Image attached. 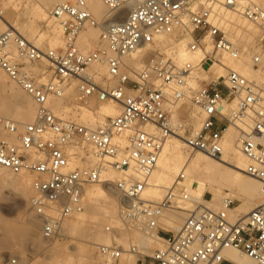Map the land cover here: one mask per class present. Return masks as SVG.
I'll use <instances>...</instances> for the list:
<instances>
[{
  "label": "built area",
  "instance_id": "1",
  "mask_svg": "<svg viewBox=\"0 0 264 264\" xmlns=\"http://www.w3.org/2000/svg\"><path fill=\"white\" fill-rule=\"evenodd\" d=\"M102 2L107 8L102 21L96 20L85 0H65L53 6L50 16L63 39L58 49L41 50L16 29L0 34V70L36 105L32 122L18 124L0 117V169L32 176L35 195L30 207L40 217L45 239L57 236L61 223L83 210L84 187L99 182L111 167L123 174L112 183L119 197L120 223L128 231L162 243V248L141 254L137 264H243L224 255L229 248L264 264V86L223 63V56L238 59L241 50L212 21L216 7H229L257 26L263 47L264 0ZM86 27L100 29L91 51L78 46V35ZM184 34L190 36L189 52L202 51L195 66L179 64L155 46L158 35L176 39ZM145 46L156 52L140 68L126 65L124 58ZM43 58L51 67L46 80L29 70ZM259 60L254 57L255 63ZM95 63L105 65L106 76L91 69ZM214 63L225 68L223 75L199 87L190 85L194 69ZM72 79L78 81V104H88L91 98L99 103L110 100L118 104L119 114L91 127L54 113L49 97L60 98ZM166 88L173 89L171 96L164 92ZM184 99L197 110L198 130H193L190 116L174 115L172 105ZM229 126L237 129L236 146L247 159L243 172L259 182L260 201L246 216L229 218L227 208L233 200L228 197L222 198L221 209L190 200L182 185L185 165L159 200L144 196L168 137L183 139L190 153L220 159ZM84 148L91 149L96 164L71 166L75 161L86 162ZM208 195L210 200L208 192L203 197ZM187 202L192 208L176 233L168 235L160 228L164 212ZM105 229L117 233L113 227ZM136 249L133 244L124 249L113 241L96 245V255L105 264H119L123 255Z\"/></svg>",
  "mask_w": 264,
  "mask_h": 264
},
{
  "label": "rangeland",
  "instance_id": "2",
  "mask_svg": "<svg viewBox=\"0 0 264 264\" xmlns=\"http://www.w3.org/2000/svg\"><path fill=\"white\" fill-rule=\"evenodd\" d=\"M61 1L64 0H0V34L9 29V27H12L41 50L63 47V39L62 35L59 33V27L50 16V11L53 6ZM101 3L103 5L104 14H106V7L102 0ZM89 8L96 18L90 6ZM104 14L103 17H105ZM226 14L227 20H220L221 25L219 28L225 31L229 36L226 35L237 43L241 50L240 58L238 59L251 60V73L254 78L249 80H255L257 83L261 84L256 78L258 80L264 78V46L261 47L259 43L258 31L253 39V43L246 44L243 39H240L237 29L239 23L248 20L230 8L227 9ZM96 20L102 21L97 18ZM224 22L228 25L225 26ZM253 28L256 30L254 25ZM88 33L93 34L89 40L85 39ZM99 33V28H84L78 36L79 48L82 51L93 50L96 46ZM166 36L171 42L174 40V35H172L173 37L169 35ZM165 40L163 43L157 44L160 46L159 49L164 51L165 46L170 43V41L166 42ZM154 50V47H148L140 56L139 64L152 56V54L156 52H154ZM256 56L260 60L255 63L254 57ZM227 57L229 56H223V63L226 66L227 64L224 58ZM131 58L132 57L127 59L130 65L131 63L129 60ZM208 65L209 64L203 65L198 68L199 70L197 68L193 70L191 79L193 87H199L215 78L214 72L209 70L211 66L208 68ZM133 66L139 68L140 65L137 66L133 64ZM203 68L206 71L203 72ZM29 70L39 74V78H42L41 80H46L51 75V67L45 59H41L30 65ZM104 71L106 72V70ZM0 72L4 75V79L0 78V117L10 120L14 119L17 110L25 106L24 102H27L31 109V119H33V112L35 117V106L32 99L16 84L10 81L1 70ZM11 84L22 92L21 96L25 97V101L19 97L13 96L10 92V90H12ZM77 84V80H70L65 85L63 94L59 98L60 100L50 102L52 110L54 109L53 106L57 107L56 111L53 110V112L58 113L61 108L65 114V118L85 124H94L105 117H109L104 116V111L111 106H113L117 114L119 113V106L115 102L102 104L97 102L94 98H91L88 104H78ZM114 84L115 82L111 85ZM173 110L176 117L188 118L187 116H190L192 122L197 121L200 126V118L188 100H179ZM28 122L30 121L25 123ZM182 150L189 155H196V153H190L186 147ZM82 152L88 153L87 148L82 149ZM96 162L97 160L91 156L90 163L93 165L96 164ZM106 172H108L107 176ZM3 176L8 177L14 175L0 169V264H105L103 260L96 255V245L98 244L94 243L104 239L108 241L107 244L116 241L123 246L124 249H127L129 245L133 244L139 248L142 254H150L155 248L161 246L158 241H154L153 237L142 235L137 231H128L120 222L119 225V223H117V220L120 221L119 208L117 205L118 199L116 198L115 202L113 200L114 197L103 192L99 186L93 185L87 186L88 188L83 194V210L65 219L61 223L57 236L52 239H45L41 235L39 223L35 226L29 223L31 215H35L30 207V199L35 195V191L31 185L32 176L30 174L16 175L27 183V187L17 190L16 188H10L3 184L1 181V177ZM104 176L108 180L107 183L111 186L112 182L120 178L119 173L111 169L106 170ZM206 187L208 186L206 185ZM208 190H206L205 193L208 192L212 195V206L216 209L222 208L221 199L224 197H229L233 200V207L243 202L242 193L226 191L224 194L218 196V193L214 189L213 191H211V189ZM192 192L194 191L192 190ZM226 193H228V195H226ZM207 198H209V195L206 199ZM257 200L258 198L255 200V204ZM189 205L191 209L193 205L190 203ZM104 210L109 211V214L104 215L102 212ZM176 211L177 210H167L164 212V217L171 218L173 215L179 214L176 213ZM80 217H83L82 222L80 221ZM185 217V214H181L177 216L178 219L173 218V225L167 229V234L170 235L172 232H175V230L180 227ZM114 222L118 225H114ZM106 226L113 227L117 231V233H115L116 235L114 231H106ZM118 234L121 236L122 240H117ZM141 236H143L144 239L139 243L137 242V238H142ZM73 247H75V249ZM73 249L74 251H72ZM126 256L127 255H123L119 264L125 262ZM10 260L14 262H10Z\"/></svg>",
  "mask_w": 264,
  "mask_h": 264
},
{
  "label": "bare ground",
  "instance_id": "3",
  "mask_svg": "<svg viewBox=\"0 0 264 264\" xmlns=\"http://www.w3.org/2000/svg\"><path fill=\"white\" fill-rule=\"evenodd\" d=\"M85 1H87L86 3H87L88 8H89V6L91 7L92 12L95 14L97 19L103 20L105 18V17H103V14H104L103 10L104 9H103V5L101 3V0H85ZM228 8L226 6H219V7H216L214 9V11L212 13L213 24H215L219 27L221 25L220 20H223V21L227 20L226 12H227ZM89 10H90V8H89ZM106 13H107V8H106ZM105 15L106 14H104V16ZM251 23L248 21H244V22H241L238 24L237 33L240 36V39H243L246 44H252L253 43V39L255 38L257 31H258V35H259V30H258L257 26L255 24H253V23L251 24ZM224 25L227 26L228 24L224 22ZM253 25L256 28V30L253 28ZM9 29H13V28L9 27ZM59 33L61 34L60 29H59ZM91 36H93V34L88 33V34H86L85 39L89 40L91 38ZM258 38H259V36H258ZM189 39H190V36L188 34H184L182 37H179V39L177 37L176 39L172 40V42H171V40H169L166 35H158L155 37V46L160 47L157 44L163 43L164 40L166 42L170 41V43H168L165 46V51L161 50V49L160 50L165 52V53L167 52L168 54H171L173 56V58L179 64L188 62V63H191L192 65L195 66V65H197V62L202 57V51L196 50L195 52H189L187 49V43H188ZM230 39H232V38H230ZM232 41H234V40L232 39ZM234 43H236V42L234 41ZM259 43H260V39H259ZM168 45H170V48L167 47ZM206 45H207V50H209L211 48L209 40H206ZM236 45H237V43H236ZM147 48L148 47L145 46V47L133 52L131 55L126 56L124 58L126 65H129L132 67H134L133 64L137 65V66L140 65L139 66V68H140L142 66V62L139 64L140 56L143 54V52ZM130 57H132L129 60L131 65L127 62V59ZM239 58H240V56H239ZM224 59H225V63L227 64V67L239 72L240 74L245 76L247 79L254 78L252 73H251V60L250 59H246V60L232 59L230 56L227 58H224ZM222 61H223V59H222ZM91 69H93L94 71H97L99 74L100 73L104 74L105 76L107 74L104 71V70H106V67H105V65H102V64L95 63L91 66ZM209 70L214 72L215 77L221 76L225 73V68L223 66L215 64V63L211 65ZM202 71L204 72L206 70L203 68ZM0 78L4 79V75L1 72H0ZM256 80L258 82H261V84L262 83L264 84V78L260 79V80H258L256 78ZM156 82H155V84H156ZM113 83L114 82H112V81L110 82V84H113ZM157 84H158V82H157ZM190 85L191 86L193 85L192 80L190 82ZM11 86L13 88L11 87L12 90H10V92L13 94V96L19 97L23 101H25V97L21 96L22 92L20 90H18L13 84H11ZM164 92L167 93L169 96H171L173 89L172 88H166L164 90ZM28 97H30V96H28ZM58 100H60L59 97H51V96L49 97L48 106L51 110H52V108L50 106V102H54V101L56 102ZM32 102H33V100H32ZM107 102H114V101L108 100V101L103 102L102 104H105ZM24 103H25V106L20 107L17 110V113H16L14 119H12L13 121H15L18 124L19 123H25L27 121L32 122L35 118L34 112H33V119H31V109L29 108L27 102H24ZM176 104H177V102L172 105V110L174 109ZM34 106H35V114H36L35 103H34ZM53 107H54L53 110L56 111L57 107L56 106H53ZM60 107H61V105H60ZM194 110L196 111V114H197V110L195 108H194ZM56 114H60L63 117H65L64 116L65 114L63 113L61 108H60L59 112ZM116 114H117V112L113 108V106H111L110 108H107L104 111V116L114 117L113 115L116 116ZM105 118H107V117H105ZM105 118H103L101 121H103ZM101 121H98L94 124H85L83 122H81V123H83L87 126L94 127L98 123H100ZM192 123H193V127H194L193 130H198L200 127L199 123H197V121H194ZM230 127L231 126H229L224 133L223 154H222V157L220 159H213V158L208 157V156L201 154V153H196L195 156L189 155L182 150L183 148L186 147L183 139H181L180 137H175V136L168 137L163 144L162 151L160 153V156H159L157 164H156V168L152 172V174L149 176V179H148V185L149 186L146 187V189L144 191V196L151 201L159 200L164 195L165 191L172 186V184L176 178V175L181 170V168L185 165L184 166L185 177H184V180L182 182V185H183V189L185 190V193H187L189 195L190 200L197 201L198 203H201V204L209 205L212 208L216 209L215 207L212 206L213 205L212 204V202H213L212 198L209 200V199H205L203 197L206 190L211 189V191H213V189H214L218 193V196L224 194V192H226V191H228V192H239V193L243 194L242 204H240L238 206H234V207L233 206L228 207L227 212H228L229 218L232 220H235L238 217L246 216L260 201L259 182L254 177L249 176L243 172V169L245 168V166L247 164V159L238 150V148L236 146V139L238 137L237 129L234 127H231V128ZM87 150H88V153H84L87 155L86 156V162L75 161V162L71 163V166H79V167H88V166L91 167V166H93L94 164L92 165L90 163V157L91 156L93 158H95V157L93 156L90 148H87ZM108 169L115 171L111 167L106 168V170H108ZM1 170H5V169H1ZM5 171H7V170H5ZM105 171H104V173H105ZM7 172L10 173L9 171H7ZM115 172H117V171H115ZM104 173L101 175L102 177H101V180L99 182H96V183L91 184V185L99 186L103 192H105L106 194H108L111 197H114L113 200L116 202V198L117 199L119 198L117 195V192L113 188V185L111 186L110 184L107 183L108 180L105 178ZM117 173H119L120 178H121V176H123V174L121 175V172H117ZM10 174H12V173H10ZM20 174H26V173H20ZM20 174H12L14 176H8V177L3 176V177H1V181L3 184H5L6 186H8L10 188L11 187L16 188V190L20 189V188L27 187L26 181L21 180L19 176H16V175H20ZM107 174H108V172H106V176H107ZM134 177L138 178L139 176L134 174ZM120 178H117V180ZM206 185L208 187H206ZM87 188H88L87 186L84 187L83 194ZM192 190L194 192H192ZM226 195H228V193H226ZM257 198H258V200L255 204V200ZM189 203L190 202H187L184 205H182L181 208L177 209L176 213H179V214H175L173 216L171 215L172 216V217L170 216L171 218H168L165 216L161 220L160 228H162L163 230H167L169 227H172V225H173L172 219L173 218L176 219L177 216H179L181 214L186 215L187 213L185 211H187V209H190ZM253 204H254V206H253ZM117 205L119 208V199L117 200ZM102 212L104 215L109 214V211H107V210H104ZM75 214H77V213H75ZM72 215H74V214H72ZM39 218L40 217L38 215H34V216L31 215V219H29V223H31L34 226L37 223H39V225H40V219ZM80 218H81L80 221L82 222L83 217H80ZM119 222L120 221L117 220V223H119ZM117 223L114 222L113 224L115 225ZM119 225H120V223H119ZM176 227H177V225H176ZM39 229H40V226H39ZM177 230L178 229H176L174 233H176ZM141 237L142 238H137L138 241L137 240H135V241L140 243L144 239L143 236H141ZM120 239H121V236L119 235L117 240H120ZM154 241H158V240L154 238ZM158 242L160 243V241H158ZM94 243L95 244H101V243L107 244L108 241H106L104 239L101 241H96ZM160 244H161V246L158 248H162V243H160ZM73 248L75 249V247H73ZM158 248H155V249H158ZM74 249L72 251H74ZM141 254L142 253H140L139 248L137 247L135 253H132L130 255L128 254L129 256L128 255L126 256L125 262H123V264H137V260ZM224 255L232 262H241L243 264L244 263L245 264H256V262L253 259H251L250 257H248L246 255H243L239 251L232 249V248L226 249L224 251ZM10 262H14V261L10 260Z\"/></svg>",
  "mask_w": 264,
  "mask_h": 264
}]
</instances>
